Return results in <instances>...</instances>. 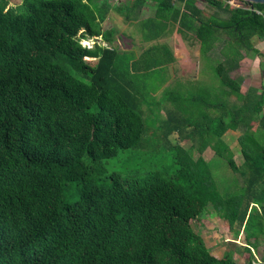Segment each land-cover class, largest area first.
Here are the masks:
<instances>
[{
	"label": "trees",
	"instance_id": "trees-1",
	"mask_svg": "<svg viewBox=\"0 0 264 264\" xmlns=\"http://www.w3.org/2000/svg\"><path fill=\"white\" fill-rule=\"evenodd\" d=\"M145 1L127 3L124 19ZM153 1L154 16L140 21L146 39L171 22L201 55L220 43L225 110L203 113L200 132L198 95L188 104L170 88L156 96L173 56L159 44L134 58L121 51L114 28L101 25L106 0H0V264H239L231 248L218 257L193 230L208 207L243 234L246 264H264V86L242 93L229 75L259 53L252 40L264 38V18L245 0H204L217 11L208 16L196 0ZM240 126L237 165L222 135ZM172 132L202 142L169 144ZM208 146L242 178L234 190L219 188L202 155Z\"/></svg>",
	"mask_w": 264,
	"mask_h": 264
},
{
	"label": "rangeland",
	"instance_id": "rangeland-1",
	"mask_svg": "<svg viewBox=\"0 0 264 264\" xmlns=\"http://www.w3.org/2000/svg\"><path fill=\"white\" fill-rule=\"evenodd\" d=\"M12 4H18L21 0H9ZM197 3H199L200 6H203V8H200L204 11L203 16H208L211 13L217 12L215 11V8L208 6L204 0H196ZM220 15H226V13L218 11ZM120 30H126L127 27H124L121 25L119 27ZM118 29V30H119ZM225 38L226 35L224 34ZM94 39L89 38H82L81 44L86 47H92L93 46ZM100 44L104 45L102 41H99ZM127 42V41H126ZM253 45L259 43L258 39L252 40ZM219 46L220 43L215 46V48L211 51L210 55L204 56L201 55L200 58H198L197 67L198 70L196 72V78L195 79H183L178 80V83L174 85L173 87H170L172 90V94L179 95L177 97L179 99L180 104H188L191 101L189 100V96L191 95H198V102L193 104V107L191 108L192 111V117L194 119H199L200 123H205L204 117L202 116L203 113H207L209 116L215 115L221 112V110H225V103H226V95H225V86H223L220 83L219 78L216 75L215 72V66L217 65V61L221 60L222 57L219 54ZM121 47H128L126 46L125 42L122 41ZM197 47V44L194 42L193 48ZM259 53L254 55L255 58L251 57V59L248 58L245 65L242 66L247 67L248 72H250L251 67L258 62L259 63V73H261L258 77L256 74H248L244 71V75L246 78L248 77V81H246L244 87H241L242 90L245 91V88L250 85H256L257 87H260L261 84H264V47H260ZM180 51L179 46H175V53L178 54ZM253 54V53H252ZM128 55V54H127ZM193 70V69H191ZM235 78H237V73L239 74L241 70H237L235 73L234 71H230ZM184 76V75H182ZM161 81V76H158L157 78V84ZM159 90L156 91V96L160 95ZM221 103V109L217 110L215 108H208L211 103ZM236 102V100L234 101ZM239 103V102H237ZM145 113H148V111L145 109ZM165 109L162 107L160 110V116H165ZM179 114H181L184 117L187 116V114L190 115L188 111L179 110ZM225 114V113H224ZM258 121L252 120L249 127L250 129H254L257 127ZM204 127V124L200 126L199 132ZM243 129V126H240L237 130H227L223 135L222 139L224 142L227 143L228 147L232 151L233 158L237 165H241L243 158L240 152V145L237 141V136L241 133ZM198 135V134H197ZM199 134V140L198 136H196V139L193 140L191 138H181L178 133L172 132L169 135V144H179L183 147H189L191 144L193 146H197L200 142H202V137ZM194 138V137H193ZM197 141L199 143L197 144ZM203 157L205 160H208L209 168L212 171L213 177L215 181L217 182L220 189L225 191V187L229 190L235 189V183H237V187L242 184V178L238 174H234L228 165L226 164L224 158L215 156L214 150L208 146L203 151ZM193 156H197V151L194 150ZM116 167H119L115 165ZM234 180V182H233ZM191 226L193 230L198 233L203 241L205 242L206 246L209 247L210 252L216 256H221L227 249L231 248L234 259L239 264H246V253H242L243 247L245 245V239L243 234H239L238 236L234 237L232 232L229 231L228 226L224 219H221L217 216L216 212L208 207L207 209L203 210L202 213L197 216L194 220L191 221Z\"/></svg>",
	"mask_w": 264,
	"mask_h": 264
},
{
	"label": "crops",
	"instance_id": "crops-1",
	"mask_svg": "<svg viewBox=\"0 0 264 264\" xmlns=\"http://www.w3.org/2000/svg\"><path fill=\"white\" fill-rule=\"evenodd\" d=\"M106 1L107 6L104 7L106 15L101 25L104 27L114 28V44L121 51H124L125 54H128L129 56L134 58L137 57L142 50H145L150 45L159 44L165 46L169 53L173 56V60L164 64L160 69L161 81L158 82V90L161 91L160 95L162 93V90L173 87L174 85H176V83H178V80L181 81L183 79L196 78V72L198 70V58H200L201 54L199 50V43L195 40L194 36L191 33L183 30L179 25H177V23L173 24L169 22L167 23L165 30L156 39H146L142 34L140 21L154 16L156 10L155 1L146 0L141 6L140 10L134 13L132 21H126L123 17L122 11V8L127 3L131 2V0ZM195 4L199 8H203V6H200L199 3L195 2ZM121 25L127 27L128 29L120 30L119 27ZM254 38L259 40V43L254 44V47L256 49L259 50L260 47H264V38ZM97 39L98 41H102L100 37H98ZM122 41L125 42L126 46L128 47H121ZM194 42L197 44V47L195 48H193ZM103 44L105 45V43ZM176 45L180 48L178 54L175 53ZM168 57L169 56L167 55V58ZM251 57L255 58L256 56L254 55V53L252 54V52L245 54L244 57L239 61L238 66L231 70L235 73L237 72V70H241L239 74L237 73L236 78L241 81L240 88H243L246 81H248V77L246 78L247 75H244V71L246 73L248 72V66L245 67V69L242 66H244L248 58L251 59ZM255 63L256 65L254 64L253 67H251L250 72H248V74L255 75L254 77H256L257 74L258 77H260L259 75L261 73H259V63ZM229 75L232 78H235L231 72H229ZM250 86H253L257 89L258 92H260L261 87L264 86V84H261L260 87H257L256 85ZM248 87L249 86L245 88V91L242 90V93L246 92Z\"/></svg>",
	"mask_w": 264,
	"mask_h": 264
},
{
	"label": "built area",
	"instance_id": "built-area-1",
	"mask_svg": "<svg viewBox=\"0 0 264 264\" xmlns=\"http://www.w3.org/2000/svg\"><path fill=\"white\" fill-rule=\"evenodd\" d=\"M244 8H246V9H248V10H250V11H252L258 15H261L264 18V11L254 7L253 4L248 3L247 5L244 6Z\"/></svg>",
	"mask_w": 264,
	"mask_h": 264
},
{
	"label": "water",
	"instance_id": "water-1",
	"mask_svg": "<svg viewBox=\"0 0 264 264\" xmlns=\"http://www.w3.org/2000/svg\"><path fill=\"white\" fill-rule=\"evenodd\" d=\"M247 1L249 4H253V3H264V0H245Z\"/></svg>",
	"mask_w": 264,
	"mask_h": 264
}]
</instances>
